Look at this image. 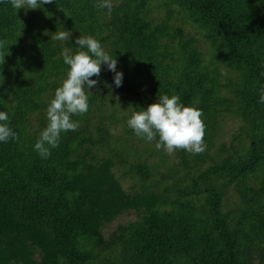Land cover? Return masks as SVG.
Masks as SVG:
<instances>
[{"label": "trees", "instance_id": "obj_1", "mask_svg": "<svg viewBox=\"0 0 264 264\" xmlns=\"http://www.w3.org/2000/svg\"><path fill=\"white\" fill-rule=\"evenodd\" d=\"M57 29L69 39L51 40ZM79 35L115 56L123 80L102 64L78 128L41 158L32 145L67 70L60 51ZM261 89L264 0H113L111 14L93 0H0V110L17 133L0 142V264H264ZM114 92L128 115L160 94L199 108L205 150L176 149L166 165L155 140L124 127L137 150L114 133Z\"/></svg>", "mask_w": 264, "mask_h": 264}, {"label": "clouds", "instance_id": "obj_2", "mask_svg": "<svg viewBox=\"0 0 264 264\" xmlns=\"http://www.w3.org/2000/svg\"><path fill=\"white\" fill-rule=\"evenodd\" d=\"M15 9H35L49 0H8ZM93 6L105 9L111 14L113 0H93ZM69 31L57 29L52 32L50 39L64 42L69 39ZM78 49L72 51L61 48L60 57L67 66L64 78L54 90L53 96L47 103V123L32 145L41 158H47L50 150L58 146L61 133L74 131L78 121L72 116L86 113L89 109L88 92L97 84L93 77L99 76L101 65L113 73V84L119 87L123 80V72L117 69V60L92 35H79L75 38ZM223 74V73H222ZM90 91V90H89ZM258 103H264V89L259 91ZM9 114L0 110V142L9 138L15 140L17 133L9 127ZM127 126L135 136L145 141L155 140V148L163 149L171 154L176 149H183L192 154L205 150V125L201 110L192 105H185L176 94H160L153 102L132 111L126 119Z\"/></svg>", "mask_w": 264, "mask_h": 264}, {"label": "rangeland", "instance_id": "obj_3", "mask_svg": "<svg viewBox=\"0 0 264 264\" xmlns=\"http://www.w3.org/2000/svg\"><path fill=\"white\" fill-rule=\"evenodd\" d=\"M136 82V81H135ZM144 89L143 87H139L138 90ZM113 92V91H112ZM108 99V96H107ZM112 100L114 101V106L113 108L116 109L119 113V116H121L122 119V123L117 125V128L115 129V134L116 136H118L119 138H121V136H125L127 138L128 143H132L133 145H135L137 147V150H140L144 148L143 144L139 141H137V138L134 135H129L124 131V127H128L126 124V119L129 116L128 114V107L126 105V103L124 101H122V99L118 96V94L116 92H114V95L112 97ZM111 103L108 102V106ZM235 128V122L231 119H228L223 127V138L228 140L230 137V133L233 131V129ZM121 143H124V141L122 140ZM152 148H155L154 145H152ZM159 151V150H158ZM157 151V152H158ZM162 152L166 155L165 159H166V165L171 164V161L175 158V154L174 152L171 154L166 153L163 149ZM157 157L156 155H153V158ZM156 159V158H155ZM124 178L126 179L125 182V186H129L132 183H137L134 182V180H132V178H130V175L128 173L123 174ZM134 218V213L133 212H128V213H123L120 216H118L117 218H115L111 224L107 225L104 230L106 232L112 230L117 223L120 222H124L130 219Z\"/></svg>", "mask_w": 264, "mask_h": 264}]
</instances>
